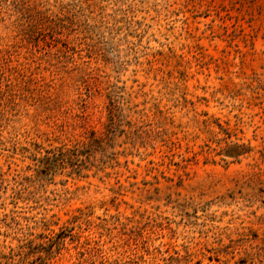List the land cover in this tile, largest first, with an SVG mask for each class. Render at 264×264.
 <instances>
[{
  "label": "rangeland",
  "instance_id": "1",
  "mask_svg": "<svg viewBox=\"0 0 264 264\" xmlns=\"http://www.w3.org/2000/svg\"><path fill=\"white\" fill-rule=\"evenodd\" d=\"M0 264H264V0H0Z\"/></svg>",
  "mask_w": 264,
  "mask_h": 264
}]
</instances>
